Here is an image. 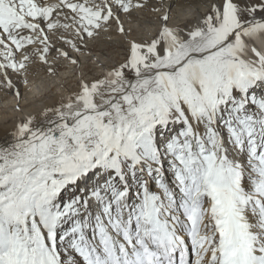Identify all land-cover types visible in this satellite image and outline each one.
I'll return each mask as SVG.
<instances>
[{
	"label": "snow or ice",
	"instance_id": "obj_1",
	"mask_svg": "<svg viewBox=\"0 0 264 264\" xmlns=\"http://www.w3.org/2000/svg\"><path fill=\"white\" fill-rule=\"evenodd\" d=\"M113 31L0 142V264H264V0H0V88Z\"/></svg>",
	"mask_w": 264,
	"mask_h": 264
},
{
	"label": "rangeland",
	"instance_id": "obj_2",
	"mask_svg": "<svg viewBox=\"0 0 264 264\" xmlns=\"http://www.w3.org/2000/svg\"><path fill=\"white\" fill-rule=\"evenodd\" d=\"M147 12L148 10L146 9L144 13L146 14ZM146 15H139V16L144 17ZM134 31L140 35V36L138 35L136 36L138 38L145 37L143 35L147 34V30H141L140 28L137 27V25L134 28ZM111 35H112L111 33L102 34L99 38H97L94 41V46H91L89 43L88 48L91 47L97 48L99 50L98 54H101V56L104 57L105 61H103L104 62L103 64H101L100 61L94 60L95 61L94 62L93 60H89L87 55L81 56V59H84L86 62L84 66L83 64H81L82 62L81 59L78 65H72V64L69 65L67 64L69 63L68 61H65L63 59H58L55 63L51 64V66L54 69V73L52 74L47 73V76L45 78L39 76L38 82L35 81L33 83L27 84V86H23V85L21 86V83L17 82L18 80H14V82L16 83V89H18L21 94L20 95L21 99L23 98L25 99L26 92H29L30 90H34L35 93L31 95L32 99L30 100V102H37L39 104H42L44 103V101H49L51 97L55 94H61L62 92L69 93L70 90L77 88L81 76H85L88 78L98 76L103 70V68L110 67L112 64L121 60L123 57L124 44L123 45L118 44L117 37ZM102 38L108 41L110 40V42H113V44H117V45L115 46L113 45V47H110L109 50L102 49L98 47L97 44H95V43H100ZM88 48L85 50L88 51ZM92 53L93 52H91V54ZM73 55L77 57L78 54L74 53ZM40 66L43 67L44 69L45 68L47 69L48 67L47 65H42V64H40ZM40 66L38 62L33 64L30 67L31 70H29L28 75L30 77H34V75L37 74L38 68ZM68 66L69 68L67 69ZM96 67L98 68L100 67V68L98 69ZM66 70L68 71L67 73L65 72ZM64 73H66V75L63 78L59 76ZM16 89L0 88V108L10 109V107L14 106V104H12L13 103L12 101H14L15 99L17 100L16 104L19 102V98L15 96Z\"/></svg>",
	"mask_w": 264,
	"mask_h": 264
},
{
	"label": "bare ground",
	"instance_id": "obj_3",
	"mask_svg": "<svg viewBox=\"0 0 264 264\" xmlns=\"http://www.w3.org/2000/svg\"><path fill=\"white\" fill-rule=\"evenodd\" d=\"M154 1V2H153ZM156 0H152L153 3H155ZM207 4H208V0H173V22L174 23H183L185 20L194 22L195 21V17L197 15H202L204 12L207 11ZM148 14V12L146 13ZM144 12L143 13H139L137 15H146ZM135 23L133 22V29L136 27V25H134ZM112 35L111 36H116L117 37V41L118 44H124L123 43V38L119 37L114 31L110 32ZM140 36L139 34H137L135 31H133L132 33V37L131 38H136L139 39L136 36ZM147 34H144L143 36H146ZM142 38V37H141ZM116 41V42H117ZM91 46H94V41L89 42ZM115 43V42H114ZM98 45V47L102 48V49H107L109 50L110 47H113V45H117V44H113V42H110V40H105L104 38H102V40L100 41V43H95ZM98 49L95 47H91L88 48L87 50H84L83 54H78L77 58L80 62L81 56L82 55H87L89 60H96V61H105L104 57L101 56V54H98ZM91 52H93L91 54ZM97 57H99L100 59L98 60ZM91 58V59H90ZM82 62L81 64H83V66L86 64L84 59H81ZM95 62V61H94ZM104 63V62H103ZM69 65H71L70 63H67ZM40 66V64H39ZM69 68V66L67 67V69ZM98 68V67H96ZM100 68V67H99ZM98 68V69H99ZM31 70V69H30ZM66 73L68 72L67 70L65 71ZM47 69L43 68V67H39L37 74L34 75V77H30L28 75V83H33V82H38L39 81V76H41L42 78H45L47 76ZM66 73L59 75L60 77H64L66 75ZM60 74V73H59ZM58 76V77H59ZM33 78V79H30ZM36 78V80H35ZM17 82L21 83V86H27L24 84L23 80L20 79ZM75 89L70 90L69 93H64L62 92L61 94H55L51 97V99L49 101H44V103L39 104L37 102H30V100L32 99L31 95L34 94V90H30L29 92H26L25 95V99H21V96L19 97V102L16 104L17 100L15 99L14 101H12L14 104L13 107H10V109H2L0 108V142H3L4 139L8 138V134L10 133V131L15 127V124L17 122V120L21 117H23L26 113H32V114H36L39 113L45 106H52L54 104L57 103V101L60 100L61 97L66 96L68 94H70L71 92H73ZM17 107L22 108V111H17Z\"/></svg>",
	"mask_w": 264,
	"mask_h": 264
}]
</instances>
